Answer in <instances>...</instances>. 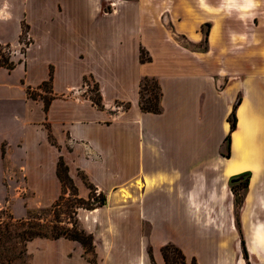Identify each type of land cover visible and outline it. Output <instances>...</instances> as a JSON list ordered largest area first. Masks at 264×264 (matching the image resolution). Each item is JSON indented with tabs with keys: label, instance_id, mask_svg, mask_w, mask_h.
I'll return each mask as SVG.
<instances>
[{
	"label": "crops",
	"instance_id": "1",
	"mask_svg": "<svg viewBox=\"0 0 264 264\" xmlns=\"http://www.w3.org/2000/svg\"><path fill=\"white\" fill-rule=\"evenodd\" d=\"M256 16L264 0H0V45L16 59L12 70L0 67V177L23 178L27 206L48 207L62 194V159L78 198L90 193L81 178L106 198L76 214L95 263L76 241L36 238L26 245L32 264H165L167 244L197 264H244L240 230L248 260L264 264V47L234 44L250 37L236 26L250 29ZM144 77L159 83V114L140 109ZM47 81L48 98L27 95ZM242 115L248 165L239 169ZM247 171L237 218L230 179Z\"/></svg>",
	"mask_w": 264,
	"mask_h": 264
},
{
	"label": "trees",
	"instance_id": "2",
	"mask_svg": "<svg viewBox=\"0 0 264 264\" xmlns=\"http://www.w3.org/2000/svg\"><path fill=\"white\" fill-rule=\"evenodd\" d=\"M209 27V25H207ZM24 34V36H23ZM27 34V28L22 27V33L20 36V43H22L23 37ZM29 45L25 43L27 47ZM8 45H0V50L9 49ZM140 61L142 63L149 62L150 57L144 50L140 51ZM15 62L9 61L7 59L2 60L0 62V67H4L7 70H12L15 66ZM43 88H46V93H50V82H44L36 92L31 90H27V95L36 99L39 95L37 92L42 91ZM38 94V95H37ZM147 96L145 99L144 96ZM161 90L157 79L144 77L140 81L139 86V106L142 112L159 114L161 112ZM44 99L45 110L48 106V99ZM95 105L100 106L99 99L97 102H93ZM241 103V97L237 98L236 103L232 108V112L228 118V122L230 125V133L234 132L237 128V118H236V109L237 106ZM52 142V141H51ZM225 142L227 145L228 153L225 157L230 156V135L225 138ZM57 177L62 186V194L61 196L51 205L50 208H41L36 210H29L27 212V216L24 219L15 220L11 216H8L7 221H2L0 218V264H10L12 259H14L15 252L14 246L12 242L14 240H26L27 242L36 239V238H46L50 240H56L59 238L68 239L71 241H76L80 243L82 246L85 255L90 254L91 257L88 258L90 263H95V255H94V246H93V237L86 233L83 229L77 226V220L73 219V216L76 215L78 209H86L93 210L95 208L101 207L105 204L106 198L104 194H97L93 185H91L87 178H81L87 188L90 190L89 197L87 200H83L78 198L77 189L73 184V181L68 176V169L62 159L59 160L57 164ZM250 179V173L244 172L239 174L233 178H231V184L238 183L240 181H244V186L247 188L248 182ZM233 180H237V182H233ZM67 189L71 191L69 192L68 197ZM73 198L75 200V205L72 206L73 211L71 212V216L69 220H73L71 222V226H63L62 221L59 220L58 216L55 215L54 220L46 221L44 216L48 213H56L57 209L60 208L63 202ZM148 254L152 260L150 249L148 250ZM161 254L165 264H174L175 260H177L178 264H197L195 259H191L188 261L182 251L173 244H167L162 247ZM244 255L247 256L246 249L244 247Z\"/></svg>",
	"mask_w": 264,
	"mask_h": 264
},
{
	"label": "rangeland",
	"instance_id": "3",
	"mask_svg": "<svg viewBox=\"0 0 264 264\" xmlns=\"http://www.w3.org/2000/svg\"><path fill=\"white\" fill-rule=\"evenodd\" d=\"M244 8H247V7H243V9ZM248 24H249L250 29H248L246 27V24L242 23V22H241L240 26H238V25L236 26V28H239L240 30L243 29L245 31H249L250 37H249V39H242V38L234 39L235 46H239L241 48L250 47V46H263L264 47V16H256L254 18H251L250 22ZM165 25H166V27H169L168 23H165ZM215 27H219V24L216 25ZM207 30H208L207 26H205L202 29V42H201V44L198 45V47L202 48V47L207 46L206 40H205V35L207 34V32H206ZM217 30L215 31V33L213 35L214 39H216V36L218 34ZM25 35L26 36L23 37V40H22L23 44L21 45V49H20V51H17V53L22 54L25 47H26L25 43L26 44L29 43L28 36H27V34H25ZM219 35H220V27H219ZM23 36H24V34H23ZM218 40H219V38H218ZM218 40L215 42L213 41V43H217ZM14 58H15V53H13V50L11 48L2 49V51L0 50V62H2V60H4V59L15 62L16 59H14ZM84 82L89 83L88 93H89L90 99L93 102H97L99 99L97 89L94 86H91L89 80H85ZM46 91H47L46 88L42 89V94H43L42 96L48 98L49 96L47 95ZM144 97H145V99L147 98L146 95ZM238 97L242 98V93H239ZM120 107L124 109V107L122 105H120V104L116 105V108H120ZM257 125L258 126L259 125L264 126V123H263V121L258 119ZM248 130L249 129L247 127V135H244L243 138L248 136ZM259 136H260L259 134L256 135V141H258V142H259V140H258ZM241 145H242V142H241ZM227 153H228V150H227V145H226V150L224 151L223 155L226 156ZM246 154H247V152H246ZM262 163H264V155L262 158ZM247 172L250 173V178H251L253 174L250 171H247ZM242 173H244V172H242ZM242 173H240V174H242ZM233 177H235V176H233ZM258 178H264V169H263V172L260 173ZM230 186H231L232 192L234 194L235 207L237 208L236 217L238 218V213H239V211L243 205V197H244V194L246 192V188L244 186V181H241L240 184H237V183L231 184V182H230ZM68 191L71 193V191L69 189H67L66 197H68V194H69ZM30 198H31L30 194L28 192H26V190H25V183H24L23 178H1L0 177V218L2 221H7L8 216H11L15 220L24 219V218H26L27 212L29 210H36V209L50 208L51 207V206H48V207H28L27 204L31 200ZM74 205H75V200L73 198H70L69 200L62 203V205L60 206L59 209H57L55 214L50 212L44 216V219L46 221H52V220H54L55 215H57L59 220L63 222L62 223L63 226H69L70 227L71 222L73 220H69V217L71 216V212L73 211V208H71V207ZM73 219L77 220L76 215L73 216ZM77 226L79 227L78 221H77ZM12 245L14 246L15 256H14V259H12V262L10 264H32L31 258L29 256V254L27 253V250H26V245H27L26 240L25 241L24 240H14L12 242ZM244 247H245V244H244V241L242 238V233L240 230V249H241L240 253H241V257L244 259V264H255V263H251L248 260V254H247V256L244 255ZM90 257H91V255L87 254V258H90ZM174 264H178L177 260H175Z\"/></svg>",
	"mask_w": 264,
	"mask_h": 264
},
{
	"label": "bare ground",
	"instance_id": "4",
	"mask_svg": "<svg viewBox=\"0 0 264 264\" xmlns=\"http://www.w3.org/2000/svg\"><path fill=\"white\" fill-rule=\"evenodd\" d=\"M241 126L243 132L236 136L234 143V150L236 152L235 160L239 162V169H243L248 165L246 163L248 153L246 154V152L244 151V147L241 145L244 135H247L248 127V120L243 115L241 116ZM234 170H237V168H234Z\"/></svg>",
	"mask_w": 264,
	"mask_h": 264
},
{
	"label": "built area",
	"instance_id": "5",
	"mask_svg": "<svg viewBox=\"0 0 264 264\" xmlns=\"http://www.w3.org/2000/svg\"><path fill=\"white\" fill-rule=\"evenodd\" d=\"M85 84H84V86H83V88H84V90H85V92H88V90H89V84L88 83H86V82H84ZM89 99H90V97H89ZM91 100V99H90ZM92 101V100H91ZM93 102V101H92Z\"/></svg>",
	"mask_w": 264,
	"mask_h": 264
},
{
	"label": "water",
	"instance_id": "6",
	"mask_svg": "<svg viewBox=\"0 0 264 264\" xmlns=\"http://www.w3.org/2000/svg\"><path fill=\"white\" fill-rule=\"evenodd\" d=\"M233 182H237V180H233Z\"/></svg>",
	"mask_w": 264,
	"mask_h": 264
}]
</instances>
